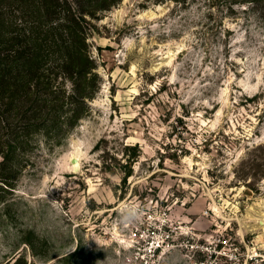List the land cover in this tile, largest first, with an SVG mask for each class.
<instances>
[{
	"label": "rangeland",
	"instance_id": "1",
	"mask_svg": "<svg viewBox=\"0 0 264 264\" xmlns=\"http://www.w3.org/2000/svg\"><path fill=\"white\" fill-rule=\"evenodd\" d=\"M98 16L96 94L1 192L0 264H123L146 243L159 264H264V0Z\"/></svg>",
	"mask_w": 264,
	"mask_h": 264
},
{
	"label": "trees",
	"instance_id": "2",
	"mask_svg": "<svg viewBox=\"0 0 264 264\" xmlns=\"http://www.w3.org/2000/svg\"><path fill=\"white\" fill-rule=\"evenodd\" d=\"M119 2L0 0V201L34 136L58 140L87 115L98 83L91 22Z\"/></svg>",
	"mask_w": 264,
	"mask_h": 264
},
{
	"label": "built area",
	"instance_id": "3",
	"mask_svg": "<svg viewBox=\"0 0 264 264\" xmlns=\"http://www.w3.org/2000/svg\"><path fill=\"white\" fill-rule=\"evenodd\" d=\"M159 250V246L146 243L143 247L136 248L129 253V255L124 258L123 264H159V254L162 253V250ZM209 258H211V256ZM195 264H212V262H208L206 259H200L196 261Z\"/></svg>",
	"mask_w": 264,
	"mask_h": 264
},
{
	"label": "bare ground",
	"instance_id": "4",
	"mask_svg": "<svg viewBox=\"0 0 264 264\" xmlns=\"http://www.w3.org/2000/svg\"><path fill=\"white\" fill-rule=\"evenodd\" d=\"M73 160H75V161H73ZM71 161L73 162V163L71 162V166H72V167H76V164H75L74 162L77 161V157H76L75 159H71Z\"/></svg>",
	"mask_w": 264,
	"mask_h": 264
},
{
	"label": "water",
	"instance_id": "5",
	"mask_svg": "<svg viewBox=\"0 0 264 264\" xmlns=\"http://www.w3.org/2000/svg\"><path fill=\"white\" fill-rule=\"evenodd\" d=\"M263 203H264V200H263Z\"/></svg>",
	"mask_w": 264,
	"mask_h": 264
}]
</instances>
